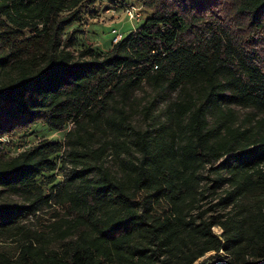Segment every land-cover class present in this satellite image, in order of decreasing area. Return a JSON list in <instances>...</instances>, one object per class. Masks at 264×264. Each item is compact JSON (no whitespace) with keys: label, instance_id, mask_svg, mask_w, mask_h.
Listing matches in <instances>:
<instances>
[{"label":"trees","instance_id":"16d2710c","mask_svg":"<svg viewBox=\"0 0 264 264\" xmlns=\"http://www.w3.org/2000/svg\"><path fill=\"white\" fill-rule=\"evenodd\" d=\"M85 1L0 0V139L75 123L63 142L0 153V192L25 197L0 205V232L61 212L0 264H264V0H219L224 18L207 0H145L152 14L110 50L76 52ZM145 85L138 127L125 103ZM59 153L72 166L55 182ZM209 177L232 211L207 219L193 211Z\"/></svg>","mask_w":264,"mask_h":264},{"label":"rangeland","instance_id":"374dc122","mask_svg":"<svg viewBox=\"0 0 264 264\" xmlns=\"http://www.w3.org/2000/svg\"><path fill=\"white\" fill-rule=\"evenodd\" d=\"M213 9V14L219 18L227 16V11H220L219 5L223 1L219 0H207ZM131 4L136 5L139 9V19H132L127 12L128 6ZM219 4V5H218ZM81 17L68 28L67 33H75L77 37L76 44L71 48L78 52L82 48L92 47L99 52H107L111 49L113 44V38L115 36L114 29L118 32L126 35L131 30L140 25L146 17L152 14V8L145 4V0H97L95 3L85 1L80 7ZM65 14V12L63 13ZM9 28V26H0V33L2 30ZM31 34V31L25 30L24 36ZM2 48H7L8 45L0 41ZM152 89L150 86L145 85L143 88L137 89L133 96L125 103L126 110L130 114V121L132 125L138 127H145L149 122V119L145 116L142 110L148 100L152 98ZM176 94L173 93V96ZM166 102L163 101L159 108H163ZM159 112L153 111L154 115ZM104 124V123H103ZM75 126L74 121H69L64 128L56 129L46 122H38L31 126L28 130L16 133L12 136H5L0 139V153L5 157L17 155L22 150L39 143L42 140L61 141L65 140L68 130ZM109 136H112L109 134ZM103 138V137H102ZM96 143L95 145H97ZM109 152L106 156V164L110 165L112 169H118L119 160ZM57 160V167L53 171L55 173V182L63 180L66 172H69L72 164L66 162L63 164V154L59 153L53 156ZM209 166L205 169L204 173L209 176L211 174ZM63 176V178H62ZM51 172L44 171L37 179L39 186L48 191L49 187L54 183L51 181ZM204 193L199 205L195 207L193 213L209 218L210 215L231 212L232 206L222 207L217 206L216 202L219 197L224 195L228 189V186H223L217 191H212L210 188L212 184L211 178L204 180ZM25 203V197L20 194L10 193L2 190L0 192V205L5 204H21ZM55 214H61L59 206L45 207L35 213L29 214L22 218L17 225L11 230L0 232V260L4 257H10L14 255V250L20 244V242H27L30 239L32 230L39 228L41 223H50L55 221ZM213 230L216 233H220L222 230L218 226H214ZM59 243L55 244V247H59ZM8 250V251H7ZM10 251V252H9ZM222 253L223 250H221ZM213 253V252H212ZM211 253V254H212ZM226 258L219 260V264H222L229 257L227 253H224ZM210 254H206L208 256ZM212 261H209V263Z\"/></svg>","mask_w":264,"mask_h":264},{"label":"built area","instance_id":"2783aa9c","mask_svg":"<svg viewBox=\"0 0 264 264\" xmlns=\"http://www.w3.org/2000/svg\"><path fill=\"white\" fill-rule=\"evenodd\" d=\"M138 9L139 8L134 4H131L130 6H128L127 12L132 19H136V20L139 19L140 12ZM114 32H115V36L113 38V42H117L118 40H120L123 37V34L121 32H118L116 28L114 29ZM216 264H219V262L216 261Z\"/></svg>","mask_w":264,"mask_h":264}]
</instances>
